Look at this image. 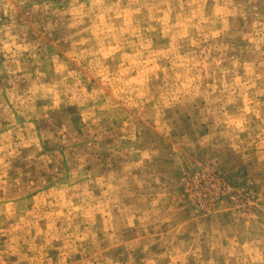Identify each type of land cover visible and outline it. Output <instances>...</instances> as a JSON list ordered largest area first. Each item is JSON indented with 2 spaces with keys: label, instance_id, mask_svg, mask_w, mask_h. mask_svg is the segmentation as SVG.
I'll return each instance as SVG.
<instances>
[{
  "label": "rangeland",
  "instance_id": "1",
  "mask_svg": "<svg viewBox=\"0 0 264 264\" xmlns=\"http://www.w3.org/2000/svg\"><path fill=\"white\" fill-rule=\"evenodd\" d=\"M0 264H264V0H0Z\"/></svg>",
  "mask_w": 264,
  "mask_h": 264
}]
</instances>
